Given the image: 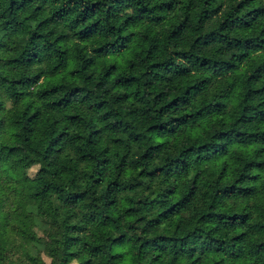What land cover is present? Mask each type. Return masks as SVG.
<instances>
[{
    "label": "trees",
    "instance_id": "16d2710c",
    "mask_svg": "<svg viewBox=\"0 0 264 264\" xmlns=\"http://www.w3.org/2000/svg\"><path fill=\"white\" fill-rule=\"evenodd\" d=\"M40 252L264 264V0H0V264Z\"/></svg>",
    "mask_w": 264,
    "mask_h": 264
},
{
    "label": "rangeland",
    "instance_id": "374dc122",
    "mask_svg": "<svg viewBox=\"0 0 264 264\" xmlns=\"http://www.w3.org/2000/svg\"><path fill=\"white\" fill-rule=\"evenodd\" d=\"M35 168H36V166H31L30 168H28L27 169V174L31 175L34 172ZM18 254L19 253L15 254V255L17 256ZM39 255L44 260V262L47 264L48 261H49V257L44 252H40ZM80 258H81V256H79L78 258H74V259L70 260L66 264H78Z\"/></svg>",
    "mask_w": 264,
    "mask_h": 264
}]
</instances>
